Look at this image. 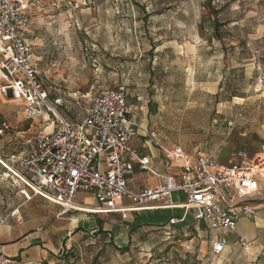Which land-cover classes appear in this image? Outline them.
<instances>
[{
	"label": "rangeland",
	"instance_id": "374dc122",
	"mask_svg": "<svg viewBox=\"0 0 264 264\" xmlns=\"http://www.w3.org/2000/svg\"><path fill=\"white\" fill-rule=\"evenodd\" d=\"M35 2L29 38L46 84L59 86L70 112L83 114L99 92L125 83L131 102L136 101L138 89L144 101L154 99L150 100L155 105L151 129L163 148L201 150L225 163L228 149L256 151L262 146L253 131L264 119V99L254 93L264 86L258 80L264 77V34L257 31L264 26V0H212L211 6L218 10L215 16L205 0ZM213 16L220 25L215 34L219 41L214 37ZM221 50L239 61L231 83H224L218 95L194 90L195 84L189 87L183 73L190 59H200L202 69L210 72ZM151 62H158L165 75H139ZM252 69L259 71L256 76ZM20 104L0 97V154L6 158L19 156L25 140L43 130V124L34 121L30 131L19 133L31 124V119L22 118ZM221 109L230 120L225 124L220 121ZM0 166L2 172L5 167ZM4 179L0 187L12 198L15 191L9 176Z\"/></svg>",
	"mask_w": 264,
	"mask_h": 264
},
{
	"label": "built area",
	"instance_id": "2783aa9c",
	"mask_svg": "<svg viewBox=\"0 0 264 264\" xmlns=\"http://www.w3.org/2000/svg\"><path fill=\"white\" fill-rule=\"evenodd\" d=\"M35 6V0H0V97L21 103L26 118L52 125L49 132L29 136L27 151L16 167L0 161L9 177L23 186L21 195L26 199L38 195L66 213L82 210L75 202L79 191L91 193L98 203L91 212L116 211V202L123 198L138 209H150L152 203L180 192L185 199L175 206L191 210L196 221L206 224L211 237H218L220 231L235 232L241 217L254 215L250 202L264 193V147L251 157L239 150L234 162L222 164L201 150H195L188 161L181 149L159 145L168 162L181 164L180 172L158 175L154 187L129 189L126 179L134 160L152 171L148 158L139 156L130 145L135 123L127 119L126 86L118 84L95 95L81 121L69 122L57 108L62 98H50L53 87L46 84L27 37ZM258 80L262 83L264 77ZM148 136L159 144L155 132ZM239 241L245 244L242 237ZM224 246L223 240L211 239L213 255L220 254ZM0 264L18 262L0 254Z\"/></svg>",
	"mask_w": 264,
	"mask_h": 264
},
{
	"label": "crops",
	"instance_id": "0c3cea01",
	"mask_svg": "<svg viewBox=\"0 0 264 264\" xmlns=\"http://www.w3.org/2000/svg\"><path fill=\"white\" fill-rule=\"evenodd\" d=\"M30 24L31 20L27 27L29 40ZM257 31H263L264 34V26L260 25ZM214 37L218 38L216 35ZM199 38L201 39L200 36ZM30 42L32 43L31 40ZM222 46L224 44L220 45ZM32 47L35 62L40 69L33 43ZM191 48L189 45L188 49ZM221 51V54L213 59L211 64H214L215 68L214 65L211 66L210 72L206 68L202 69L203 64L200 63V59L197 60L196 57L190 59L184 66L183 73L186 75L189 87L195 84L194 90L202 89L210 95H218L223 91L224 83H231L234 76L233 69L238 67L239 61L238 58L233 57V53L227 52L224 55V50ZM253 62L255 68L256 61ZM151 63L147 66V70L139 75L149 77L165 75L163 69L160 70L158 62ZM258 66L259 64L257 69ZM223 68L228 72H222ZM253 70L252 74L256 76L259 71L253 73ZM122 84L127 88L125 83ZM51 86L53 89L50 98L54 96L62 98L59 86L57 84ZM109 89L111 88L102 92ZM254 90L258 98L264 99V86ZM136 95L135 102L127 99V119L135 123V132L131 136L130 145L139 156L148 158L147 166L153 173L141 168L134 160L132 171L126 179L128 188L133 191L156 186L159 182L158 175L179 173L181 165L177 162H168L159 144L148 136L149 132H155L151 129L155 121L152 119L155 105L151 103V101L155 102L154 99L144 101L139 89ZM228 95L244 99L231 92ZM255 101L256 99H253L251 102ZM57 108L73 124L79 123L85 113L70 112L64 105L63 99ZM222 112L223 109H221L220 121L225 124L224 122L230 120ZM20 113L22 118L30 120L22 114V111ZM34 121L38 124L42 123L40 120L31 119L29 128L19 133L25 134L30 131ZM256 127L257 130L253 133L261 141L262 146L256 151L239 148L231 152L228 149L229 156L222 164L234 162L236 152L239 150L246 151L251 157L264 147V119L257 122ZM42 128L43 130L38 132H49L52 125L48 123ZM2 129H7L4 123ZM172 148L181 149L188 161L194 157L195 152L189 150L186 152L179 146ZM26 151L27 139L25 149L19 152V156L10 154L6 158L0 154V161L6 160L5 164L16 167L17 161ZM209 155L217 159L215 155ZM8 176L5 169L0 172V180L4 178L7 180ZM9 179L11 182L9 185L15 191L12 198L8 197L6 191L0 187V254L12 257L18 264H37L41 261L49 264H264V193H261L257 200L250 202L254 208V215L241 217L237 221L235 232L220 231L218 237H211L206 224L203 221H196L191 210L184 211L175 206L185 199L184 194L180 192L172 193L168 200L161 203H152L154 208L150 209H138L132 201L123 198L116 202V211L90 212L98 206V203L91 193L79 191L75 202L82 210L62 213L61 207L38 195L26 199L19 192L23 186L13 178L9 177ZM240 237L245 240L244 245L239 241ZM211 239L225 242L220 254H212ZM60 250H64L66 254L61 258L57 257Z\"/></svg>",
	"mask_w": 264,
	"mask_h": 264
},
{
	"label": "trees",
	"instance_id": "16d2710c",
	"mask_svg": "<svg viewBox=\"0 0 264 264\" xmlns=\"http://www.w3.org/2000/svg\"><path fill=\"white\" fill-rule=\"evenodd\" d=\"M206 1V3H207V6H208V8L211 10V13H212V15H217V13H218V10H216V9H214L212 6H211V2H212V0H205ZM213 16V26H214V28H213V30H214V33H217V30L219 29V22H218V20L215 18ZM219 38V37H218ZM64 255H66L65 254V252H64V250H60L59 252H58V254H57V257H59V258H61V257H63ZM37 264H49L48 262H46V261H41V262H39V263H37Z\"/></svg>",
	"mask_w": 264,
	"mask_h": 264
},
{
	"label": "bare ground",
	"instance_id": "6f19581e",
	"mask_svg": "<svg viewBox=\"0 0 264 264\" xmlns=\"http://www.w3.org/2000/svg\"><path fill=\"white\" fill-rule=\"evenodd\" d=\"M65 26L63 25V30H64ZM67 35V34H66ZM17 101V100H16ZM6 161V160H5ZM4 163V162H3ZM4 168V167H3ZM92 208V207H91ZM84 210V209H83ZM91 212V211H90Z\"/></svg>",
	"mask_w": 264,
	"mask_h": 264
}]
</instances>
